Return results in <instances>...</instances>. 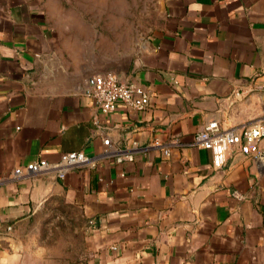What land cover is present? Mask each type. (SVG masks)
<instances>
[{
    "label": "crops",
    "instance_id": "1",
    "mask_svg": "<svg viewBox=\"0 0 264 264\" xmlns=\"http://www.w3.org/2000/svg\"><path fill=\"white\" fill-rule=\"evenodd\" d=\"M159 7L128 46L63 0H0V178L68 151L96 155L107 137L169 149L1 182L0 264H31L26 240L54 201L85 220L80 264H264V166L232 152L214 168L193 144L210 121L240 127L264 114V0ZM105 71L141 84L148 105L101 112L89 79Z\"/></svg>",
    "mask_w": 264,
    "mask_h": 264
},
{
    "label": "built area",
    "instance_id": "2",
    "mask_svg": "<svg viewBox=\"0 0 264 264\" xmlns=\"http://www.w3.org/2000/svg\"><path fill=\"white\" fill-rule=\"evenodd\" d=\"M89 85V94L93 96L103 113L115 110L118 102H123L136 110L144 109L149 103V92L141 84L120 78L113 72L93 75ZM262 137H264V114L240 127L222 128L217 121H210L195 133L193 144L211 152L214 168H221L226 163L228 154L232 152L250 154L254 160L264 166V148L258 146ZM148 149H159L164 155L169 154V149L156 139L146 146H139L134 142L131 147H121L107 137L103 139V149L96 155H87L82 151H68L62 153L59 159L53 162L39 158L16 166L7 178H0V183L7 179L48 173L63 178L73 169L93 166L102 159L113 158L117 163L131 162L134 160V154ZM235 196L242 197L239 193ZM10 229V225L6 227V230Z\"/></svg>",
    "mask_w": 264,
    "mask_h": 264
},
{
    "label": "rangeland",
    "instance_id": "3",
    "mask_svg": "<svg viewBox=\"0 0 264 264\" xmlns=\"http://www.w3.org/2000/svg\"><path fill=\"white\" fill-rule=\"evenodd\" d=\"M77 8L95 29L116 45H132L158 22L159 0H63ZM102 42V39H100ZM85 220L78 209L54 201L39 216L30 246L31 264H80L85 256Z\"/></svg>",
    "mask_w": 264,
    "mask_h": 264
},
{
    "label": "water",
    "instance_id": "4",
    "mask_svg": "<svg viewBox=\"0 0 264 264\" xmlns=\"http://www.w3.org/2000/svg\"><path fill=\"white\" fill-rule=\"evenodd\" d=\"M105 72H111V71H105ZM105 72H100V73H105ZM116 74V73H115ZM95 75V74H94ZM117 75V74H116ZM118 77H120L119 75H117ZM91 78H92V76L90 77V79H89V82L91 81Z\"/></svg>",
    "mask_w": 264,
    "mask_h": 264
}]
</instances>
